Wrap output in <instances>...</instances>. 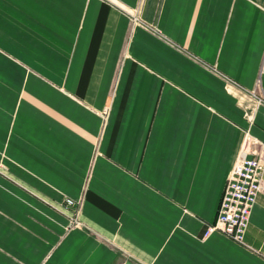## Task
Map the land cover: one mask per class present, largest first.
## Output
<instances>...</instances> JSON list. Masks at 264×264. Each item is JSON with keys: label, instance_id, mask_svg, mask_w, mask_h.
<instances>
[{"label": "crops", "instance_id": "crops-1", "mask_svg": "<svg viewBox=\"0 0 264 264\" xmlns=\"http://www.w3.org/2000/svg\"><path fill=\"white\" fill-rule=\"evenodd\" d=\"M245 135L264 0H0V264H264V191L203 237Z\"/></svg>", "mask_w": 264, "mask_h": 264}, {"label": "built area", "instance_id": "built-area-1", "mask_svg": "<svg viewBox=\"0 0 264 264\" xmlns=\"http://www.w3.org/2000/svg\"><path fill=\"white\" fill-rule=\"evenodd\" d=\"M252 143L245 135L235 165L227 176L215 222L207 226L203 237L219 231L238 244L244 243L251 209L258 194L264 191V154L251 151ZM64 203L66 208H72L70 226L80 227V202L66 199Z\"/></svg>", "mask_w": 264, "mask_h": 264}]
</instances>
